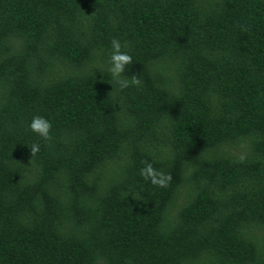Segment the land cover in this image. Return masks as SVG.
Instances as JSON below:
<instances>
[{
    "label": "trees",
    "instance_id": "trees-1",
    "mask_svg": "<svg viewBox=\"0 0 264 264\" xmlns=\"http://www.w3.org/2000/svg\"><path fill=\"white\" fill-rule=\"evenodd\" d=\"M0 264H264V0H0Z\"/></svg>",
    "mask_w": 264,
    "mask_h": 264
},
{
    "label": "clouds",
    "instance_id": "clouds-1",
    "mask_svg": "<svg viewBox=\"0 0 264 264\" xmlns=\"http://www.w3.org/2000/svg\"><path fill=\"white\" fill-rule=\"evenodd\" d=\"M110 46L111 51L107 57L106 70L110 73L113 80L120 88H126L129 84L139 86L141 81L136 77H132L130 80L121 78L125 66L130 63L132 57L127 52L121 51V43L117 39L111 40ZM27 128L31 133H34L42 140H48L50 138L51 123L43 116L33 115L28 121ZM37 151H39V145L33 143L30 148V152L35 154ZM140 175L149 183L160 187L166 186L167 182L171 179L170 175H165L155 170L151 164H146L140 170Z\"/></svg>",
    "mask_w": 264,
    "mask_h": 264
}]
</instances>
